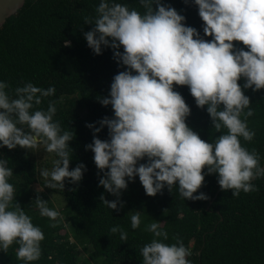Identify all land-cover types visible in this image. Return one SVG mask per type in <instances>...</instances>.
<instances>
[{
	"label": "clouds",
	"instance_id": "1",
	"mask_svg": "<svg viewBox=\"0 0 264 264\" xmlns=\"http://www.w3.org/2000/svg\"><path fill=\"white\" fill-rule=\"evenodd\" d=\"M190 2L198 6L204 35L164 0H138L143 11L120 0H99L96 16L85 19L94 25L84 32L93 52L101 54L102 46L109 47L118 66H126L114 75L109 94L98 97L102 105H111L113 116L86 125L93 138L85 148L94 153L103 173L98 183L115 197L109 200L102 193L100 200L112 210L124 206L121 195L137 176L147 195L155 196L167 186L191 200L208 199L205 193H197L205 168L207 174L217 173L220 187L231 189L233 196L256 191L252 181L264 177L260 154L241 143L256 135L248 126L254 109L244 90L264 89V0ZM70 44L64 40V45ZM241 79L243 85L238 83ZM176 85L188 86L195 104L206 106L214 129L226 131L211 142L202 139L186 122L191 108ZM8 89V82L0 80V147L34 151L43 146L56 157L51 170L41 171L46 185L63 191L66 180L78 183L86 165L69 167L74 132L63 129L54 118L55 101H49L46 109L39 107L56 88L26 82L14 94ZM105 126L109 139L96 135ZM12 176L9 160L0 158V250L7 252L15 244L17 258L30 264L41 257L45 235L15 200ZM34 203L41 216L59 222L61 213L49 207L48 200L37 196ZM130 221L132 229L139 228L141 212H132ZM144 230L153 238L140 249L142 264H193L188 258L191 249L181 239L167 243L168 233L158 221L145 224ZM110 231H119L123 241L128 239L119 226Z\"/></svg>",
	"mask_w": 264,
	"mask_h": 264
},
{
	"label": "trees",
	"instance_id": "2",
	"mask_svg": "<svg viewBox=\"0 0 264 264\" xmlns=\"http://www.w3.org/2000/svg\"><path fill=\"white\" fill-rule=\"evenodd\" d=\"M120 2L143 11L138 0ZM164 2L185 15V23L204 35L198 6L190 0ZM98 3L99 0H26L0 27V80L8 82V90L13 94L17 86L26 82L44 88L54 86L55 94L45 97L39 107L46 109L49 101L56 102L54 118L63 129L74 132L69 142L73 150L69 167L81 162L86 165L83 178L76 184L66 180L61 191L49 188L47 178L41 175L51 164L50 153L43 146L34 151L20 146L0 147V158L8 159L13 168L10 182L16 188L15 200L45 235L41 257L30 264H142L140 249L153 238L144 225L154 220L167 231V243L181 239L191 249L193 254L188 258L193 264H264V177L252 181L256 191H241L239 196H233L231 189L220 187L218 174H207L205 168V179L197 193H205L208 199L191 200L181 197L175 187L169 190L167 186L155 196L147 195L137 176L123 191L124 206L119 210L108 208L100 200L102 193L109 200L115 197L98 183L103 173L94 162V153L85 148L93 138L92 130L86 125L113 116L111 105H102L98 97L109 94L114 75L126 66H118L111 48L102 46V53L95 54L87 44L84 32L94 25L85 19L96 16ZM64 40H69L70 46L64 45ZM233 43L247 50L242 42ZM243 82V79L238 81L241 85ZM175 88L191 108L186 122L202 139L211 142L226 131L214 129L206 106L195 104L188 86ZM244 91L254 109L247 118L248 126L256 135L251 141L241 139V143L260 154L263 166L264 89ZM96 135L109 139L107 126ZM52 192L63 204L58 210L59 222L41 216L34 203L39 196L48 200V206H53L49 200ZM136 210L141 212L142 223L132 229L130 215ZM113 226L126 230L128 239L121 240L119 231L111 232ZM16 248L13 244L7 252L0 250V264H23L16 256Z\"/></svg>",
	"mask_w": 264,
	"mask_h": 264
},
{
	"label": "water",
	"instance_id": "3",
	"mask_svg": "<svg viewBox=\"0 0 264 264\" xmlns=\"http://www.w3.org/2000/svg\"><path fill=\"white\" fill-rule=\"evenodd\" d=\"M25 2L26 0H0V27L6 22L8 17L17 13Z\"/></svg>",
	"mask_w": 264,
	"mask_h": 264
},
{
	"label": "rangeland",
	"instance_id": "4",
	"mask_svg": "<svg viewBox=\"0 0 264 264\" xmlns=\"http://www.w3.org/2000/svg\"><path fill=\"white\" fill-rule=\"evenodd\" d=\"M48 160H49V163H51L50 164V167L48 168L49 170H51V168L53 167V160H54V156H53V154L52 153H50L49 155H48ZM38 188H40V185H36ZM49 196H50V198H49V200L51 199L52 200V202H53V206H49V207H51V208H54V209H56V210H60V208L63 206V204L62 203H59V201L57 200V198H56V194H54V192H52V193H49ZM45 200V199H44ZM62 232H64V231H62ZM72 240H73V238H71Z\"/></svg>",
	"mask_w": 264,
	"mask_h": 264
}]
</instances>
